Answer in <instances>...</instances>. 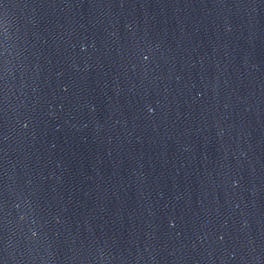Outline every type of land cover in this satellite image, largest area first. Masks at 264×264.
<instances>
[{"label": "water", "instance_id": "water-1", "mask_svg": "<svg viewBox=\"0 0 264 264\" xmlns=\"http://www.w3.org/2000/svg\"><path fill=\"white\" fill-rule=\"evenodd\" d=\"M0 264H264V0H0Z\"/></svg>", "mask_w": 264, "mask_h": 264}]
</instances>
